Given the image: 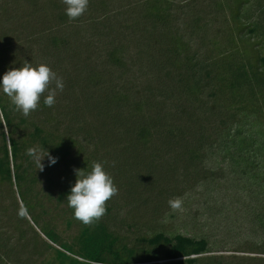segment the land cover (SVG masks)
<instances>
[{
    "label": "rangeland",
    "instance_id": "1",
    "mask_svg": "<svg viewBox=\"0 0 264 264\" xmlns=\"http://www.w3.org/2000/svg\"><path fill=\"white\" fill-rule=\"evenodd\" d=\"M171 1L173 14L178 16L170 25L172 30H184L183 19H198L202 29L197 32V42L208 46L212 40L224 41L231 20L226 8L218 9L216 0ZM144 7L145 0H89L87 10L75 22L63 15L61 0H0V76L24 62L33 66L43 63L64 83L63 91L56 90L52 107L39 105L28 116L18 111L26 119L18 134L27 136L39 125L53 137L76 139V147L63 157L43 148L40 142H32L29 147L39 149L42 156L48 153L57 158V163L49 166L45 156L43 171L37 169L31 157L26 159V154L21 158L28 172L23 189L33 205L32 215L60 241L76 246L83 223L73 218V210L59 199V192L63 179L75 182L74 169L84 156L92 155L96 162L104 164L117 188L100 219L108 220L121 239L130 242L138 233L153 230L204 237L212 251L207 255L222 256L238 264H264V255L251 250L264 237L263 229L253 220L260 196L250 194L227 159L218 153H206L199 174L209 173L207 179L193 172L185 178L182 164L175 163L174 171L185 178L177 180L172 169L169 174L164 172L171 168L175 157L169 150L161 152L156 142L142 148L133 142L132 134L122 140L117 136L122 132L109 127L113 112L102 99L112 83L123 86L125 76L121 74L124 70L116 69L107 60V52L114 44L104 38L111 43L115 38L122 41L127 53H136L139 58L146 42L135 25L139 28ZM51 34L72 35L80 51L79 60L54 48L48 40ZM140 56L143 62L144 56ZM131 58H127L129 69ZM85 70L99 71L94 85L88 83ZM143 73L146 74L144 67ZM49 88L54 89L55 82ZM47 95L46 89L41 98ZM100 133L106 134L105 139L99 137ZM175 198H180L182 204L174 211L168 201ZM20 208L24 205L16 186L0 181V264H58L54 249L59 246L48 241L29 213L18 216Z\"/></svg>",
    "mask_w": 264,
    "mask_h": 264
},
{
    "label": "trees",
    "instance_id": "2",
    "mask_svg": "<svg viewBox=\"0 0 264 264\" xmlns=\"http://www.w3.org/2000/svg\"><path fill=\"white\" fill-rule=\"evenodd\" d=\"M216 2L219 10L227 9L231 26L223 42L212 40L208 47L197 42V32L202 29L198 19L191 18L192 23L183 19L185 29L172 30L170 25L178 17L173 14L172 1L145 0L140 26L135 25L146 42L139 58L136 53H127L122 41L115 38L111 43L104 38L114 44L107 60L124 70L121 74L125 79L120 87L112 83L102 102L113 112L110 129L122 132L118 138L123 140L132 134L133 142L140 147L156 142L161 152L169 150L175 156L171 168L164 170L169 174L172 169L174 179L183 180L188 172L207 179L209 173L199 174L204 156L208 152L222 155L250 194L260 196L259 207L255 211L253 208L257 211L253 220L264 231V0ZM72 39V35L48 37L58 51L79 60L80 51ZM131 56L129 69L127 58ZM85 71L88 83L94 85L99 71ZM39 105L44 108L43 98ZM25 122L9 98L0 94V181L16 186L26 212L40 226L23 189L28 172L21 158L32 142H40L43 148L63 157L76 147V139L53 137L39 125L27 136L19 135L18 128ZM99 137L105 139L106 134ZM96 159L84 156L77 169H90ZM179 162L185 178L174 171ZM156 171V167L152 169L153 174ZM73 184L71 178L63 179L59 199L65 202ZM107 221L83 224L76 246L60 241L45 226L39 229L48 241L59 246L54 249L58 264H238L207 255L212 251L204 237L153 230L138 233L126 242ZM261 240L251 250L264 255V237Z\"/></svg>",
    "mask_w": 264,
    "mask_h": 264
},
{
    "label": "clouds",
    "instance_id": "3",
    "mask_svg": "<svg viewBox=\"0 0 264 264\" xmlns=\"http://www.w3.org/2000/svg\"><path fill=\"white\" fill-rule=\"evenodd\" d=\"M64 5V14L69 20L79 18L87 10L89 0H61ZM55 82V88L49 85ZM62 78L46 64L33 66L31 62H24L19 67H13L0 76V93L9 98V102L16 111L28 116L38 107L41 95L48 90L43 98V104L52 107L55 104L56 90L63 91ZM26 155L31 157L37 169L43 171L42 160L48 158V165L57 163V158L41 155L37 148H27ZM76 180L66 195L65 202L73 210V218L85 225L99 220L107 211L106 202L117 192L113 178L106 172L104 164L93 162L90 169H74ZM182 201L180 198L169 199L168 205L172 210H179ZM26 215V209L20 208L18 216Z\"/></svg>",
    "mask_w": 264,
    "mask_h": 264
}]
</instances>
